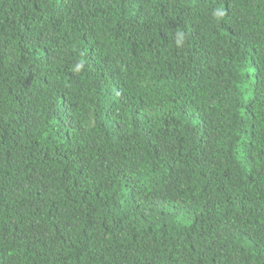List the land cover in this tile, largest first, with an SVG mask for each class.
Masks as SVG:
<instances>
[{"label":"trees","instance_id":"trees-1","mask_svg":"<svg viewBox=\"0 0 264 264\" xmlns=\"http://www.w3.org/2000/svg\"><path fill=\"white\" fill-rule=\"evenodd\" d=\"M0 264H264V0H0Z\"/></svg>","mask_w":264,"mask_h":264}]
</instances>
